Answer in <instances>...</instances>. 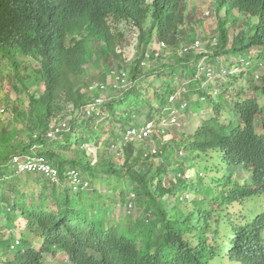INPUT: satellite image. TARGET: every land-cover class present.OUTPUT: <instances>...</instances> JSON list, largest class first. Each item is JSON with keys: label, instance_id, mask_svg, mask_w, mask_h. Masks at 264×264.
Returning a JSON list of instances; mask_svg holds the SVG:
<instances>
[{"label": "trees", "instance_id": "1", "mask_svg": "<svg viewBox=\"0 0 264 264\" xmlns=\"http://www.w3.org/2000/svg\"><path fill=\"white\" fill-rule=\"evenodd\" d=\"M211 1L217 5L218 12L226 10L225 20L219 21V35L212 40L218 41V51L197 54L193 49L180 56L178 51L181 45L189 47L200 41L183 28L186 0H152L150 5L146 0H0V7L4 4L11 6L10 12L0 17V49L14 59L19 55L37 60L38 75L42 77L45 87L38 97L37 91L34 94L29 92L28 83L33 79L39 80L36 75L31 77L34 70L29 68L26 72L28 82L25 84L24 76L19 73L22 62L15 63L18 82L12 79L13 88L16 92L23 90L29 97L28 110L20 111L17 108V121L29 122L30 147L39 146L38 154L45 155L48 162L58 168L60 177L58 185L36 177L37 183L43 186L42 193L37 196L31 194L30 200L27 194H21V200L13 199L10 193H14L16 184L3 186L2 182L8 172L15 180L21 177L12 171L11 165L13 157L19 154L20 145L10 144L8 147V142L12 140L10 134L0 136V143L3 144L0 147V160H3L0 162V173L5 171L0 180V214L8 216L7 207H10L24 218L30 230L24 248L15 254L6 252L0 264H42L43 254L54 253L56 249L68 251V254L75 251L79 254L75 260H85L89 264H214L215 260H222V256L227 257L224 264H264V214L254 221L244 216L243 222L237 223L234 219L223 222V209L229 203L249 196L238 180L241 173L247 172L246 169L251 170L247 182L258 181L264 176V101L260 99L264 97V75L260 85L255 88L259 96L236 100L230 112L227 108L231 102L234 104L232 98L235 96L232 93L229 100L224 98L235 80L248 78L246 73L229 74L226 78L218 79L221 86L212 85L208 73L199 74L203 58H207L213 67L220 64L219 58L225 54L235 56L231 70L238 67L241 71L242 65L238 62L244 58L241 54L249 48H257V62L264 63V0ZM235 10L238 18L235 17ZM240 17L251 30L249 43L245 44L243 37L235 38L231 50L225 51L230 43L227 26L231 20L233 26L236 25ZM149 18L151 26L146 29ZM255 18L257 23L253 20ZM111 21L118 24L126 21L138 29L140 57L132 68V80L147 83V88L139 84L127 90L123 97H112L110 101L98 104L97 111L87 113L85 108L94 99L82 93L84 87L80 85V77L85 72L84 66L91 63L89 47L92 41L102 44L99 45L101 55L116 53L120 35L113 33ZM155 36L159 42L168 45L173 53L170 56L172 62L146 70L150 62L146 61V55L153 61L158 54L156 46H153ZM162 55L157 60H161ZM24 66L25 69L28 67L27 62ZM252 67H256V72L259 69V66ZM125 70L117 71L125 73ZM251 70H248V74H254ZM220 73L219 69L215 75ZM231 79L232 84L228 85ZM63 96L67 101L63 106L73 105L79 113L73 127L81 126V120L86 129V137L76 138L75 142L71 135L65 133L61 140L47 137L52 119L59 115L61 106L58 103ZM100 97L103 98V95L100 94ZM237 97L241 98L239 95ZM172 98H175L174 102H171ZM182 98L188 103V108L184 110L186 116L191 118L190 110L198 109L197 102L201 100L200 106L206 105L213 115L194 125L191 122L188 125L190 134L180 138L184 139V143L176 142V149L182 146L188 153L205 155L212 151L224 161L220 166L225 167L224 177L214 183V195L197 200L199 203H195L196 200L191 202L192 208H189L187 215L179 208L182 195L189 191L198 192V189L194 188L193 183L186 184L179 179L184 168L173 169L179 182L171 178L170 187L167 188L164 180L170 174V168L164 162L151 167L150 164H155L149 161L151 155H146V143L151 139L135 143L125 139L127 131L141 130L150 123L157 130L161 122L181 106ZM108 118L112 121L110 134L113 140L105 143V132L96 125ZM99 127H103L102 123ZM36 133L39 134L34 136ZM63 140L65 142L62 144ZM119 141L124 143L126 152L122 168L110 159L103 161L102 168L94 166L83 147L84 144L94 147L102 144L114 148ZM51 143H57L63 150H72L77 145L83 155L73 160L64 159L55 149L45 151ZM165 151V157H174L172 149ZM220 166L216 165L215 170ZM72 171L82 178L77 192L68 180ZM99 173L102 176L94 180ZM236 175L238 178L234 179ZM114 177L129 187L121 193L123 199L131 197L127 199V205L139 204L151 217L146 224L144 219L136 225L130 221L127 227L123 220L104 218L102 214L113 211V206L107 205V201L102 205L91 203L94 208L102 207L98 215L88 217L87 200H102L104 197L96 189L90 188L91 183L101 180L111 185ZM60 185L66 187L59 194ZM117 189L118 186H114V190ZM168 196L177 198L173 208L166 203ZM204 203H207L208 209L202 207ZM224 225L232 230L229 237L221 233ZM36 237L43 240L42 247L32 244Z\"/></svg>", "mask_w": 264, "mask_h": 264}, {"label": "rangeland", "instance_id": "2", "mask_svg": "<svg viewBox=\"0 0 264 264\" xmlns=\"http://www.w3.org/2000/svg\"><path fill=\"white\" fill-rule=\"evenodd\" d=\"M212 9V15L209 18H205L203 15V11L207 9ZM226 16V11L222 10L221 12H218L216 10V5L211 1V0H186L185 3V25L183 26L184 30L188 32V34L195 35L196 40H200L201 47L198 48L197 54H206V53H213L215 51H218L219 47H217L216 42L218 43L217 40H212L214 38H217L219 35V21L225 20ZM239 16L238 12L236 11L235 17L238 18ZM255 20V23H257V19ZM233 20H231V23L228 24V29H229V39L230 43L228 46L225 48V51L231 50L233 41L235 38H241L243 37L245 39V44L249 43V39L252 33L251 30L246 26L247 22L243 21V18H239V21L236 23V25L233 26L232 24ZM151 26V18H149L147 24H146V29H148ZM114 32L118 35L119 41L118 45L116 47V53L109 54V53H104L101 55V49L100 46L96 43H92L89 47L90 50V64H86L84 66L85 72L84 74L81 75L80 77V85L84 87L82 90V93H86L87 95L91 97V99H94V96L88 92L89 86L93 84H98V83H103L107 86L106 92H104L103 98L106 102L110 101L112 97H123L124 93L127 90H130V88L140 86L142 88H147V83H136L132 80L133 76V66L135 65L136 61L140 57V50L138 48V37H139V31L134 28L130 23H123L121 26H115ZM242 32V33H241ZM157 38V36H155ZM158 42V40H155ZM183 43L190 44L187 41H184ZM192 43V42H191ZM155 46V44L153 45ZM216 47V49H215ZM156 48L157 52L159 53L158 55H155V58H159L160 55L163 53V49H160L158 43H156ZM162 48V47H161ZM257 48H249L247 52H244L241 54L242 57H244V60L246 61L249 59L251 62H255L254 56L256 55ZM172 52L170 49H168L162 56H164L161 60H151L149 62V66L146 67L148 68H157L158 66H161L165 63L172 62L170 59V56H172ZM179 54V52H178ZM180 55V54H179ZM181 56V55H180ZM240 56V55H239ZM235 56H230V55H223L222 57L219 58V65L213 66L211 69L215 72H217L218 69L222 68L221 62L224 64L225 60H231L232 62L234 61ZM28 64V67L24 70H22V75L26 74V72L29 70V68H33L34 72L31 74V77H37V80L33 79L28 83V88L29 92L34 94L37 91V97L38 95H41V93L44 92L45 87H44V82L41 76L38 75V68L39 64L37 60L33 59H26L25 60ZM239 65H245V63H240L238 62ZM0 136H7L9 135L10 142H8V147L9 145H14V146H19L18 151L20 152H25L24 150H30V145H32V138H31V133L29 131V122L25 121L24 123L18 122V113H17V108L20 111L28 110V94L24 93L22 91L16 92L13 91L12 87V81L11 84L9 83V80L15 78V68L13 66V63L6 59L3 58L2 55L0 54ZM125 68V73L128 76V80L125 85H121L118 82V71L120 69ZM210 68V63H208L207 58H203L201 61V67L199 73L202 74L204 72H209L208 69ZM251 71L253 73L256 72V67L253 68ZM118 70V71H117ZM145 72V71H144ZM260 76L264 74V69H260V71L257 73ZM248 78L242 77L241 79H237L234 81L233 86H229V94H227V97L224 98L226 100H229L230 96L233 93L235 100L234 104L231 102V104L228 105V111L232 112L233 111V106L236 103V100L243 99L245 97L251 98L254 96H259V93L256 92L255 88L260 85L261 80L256 79L255 74H248L246 75ZM225 78V76H220L215 79L214 77H211L212 80V85H222L221 81H218V79ZM28 82V81H27ZM140 84V85H139ZM224 84V83H223ZM228 85L232 84V79L227 82ZM12 85V87H11ZM219 92V91H218ZM240 93V94H239ZM92 96H91V95ZM241 96V98L237 96ZM261 101H264V97H260ZM58 104L60 107L59 110V115H58V122L57 126L61 127L65 134H69L72 136V141L75 142L76 138H85L86 137V132H85V127L82 126L83 121L80 120L79 125H76V127H73L74 121L77 119L79 113L77 111L71 112L72 105L67 109V106H63L66 104V98L65 96L62 97ZM189 102V101H188ZM203 101L201 100L200 103ZM199 104L198 109H191L190 110V117L186 115H180L182 117V121L184 123V126L181 128L178 127H166L167 128V134L162 135V136H154L153 139L150 141H147V148L148 152L146 155L150 154L151 159L149 160L151 163H154L155 165L152 166H158L162 164L163 162L169 167L170 174L167 176V179L164 180L165 186L167 188L170 187V179L174 178V181L177 183L179 182L178 179H175V173H173V169H177L179 167L184 168V173L182 178V181L186 184H194V188L196 187L198 189V192L192 193L191 191L184 193L182 195L183 199L180 201V210L184 212L186 215L189 212V208H192L191 202L195 201V203H199L198 201H201V198H205L208 196L214 195L215 187L214 183L218 182L221 180L223 173L221 172L225 168L223 166H220L221 163H217L216 159H212L208 157L209 155L212 156L213 153H209L208 156L197 154V153H188L187 151L184 150L183 147H179L176 149V142L181 141L180 138L184 134H190L191 130L189 129L188 125L192 122V125L196 124L198 121L202 119H208L211 117L212 110L209 111V108L204 110V107L206 105ZM192 103H190L191 105ZM5 109L6 112L2 113L1 110ZM124 111V109H123ZM122 111V112H123ZM227 112V110H226ZM228 113V112H227ZM70 122V127H71V133H68L69 131L67 130L68 123ZM103 125V127H99V124ZM111 124L112 121L110 118L108 119H102L99 121L98 125L96 127L102 128L103 131L105 132V136H103L105 139V143L113 140V136L110 134V129H111ZM120 126L121 124H117ZM51 128V127H50ZM39 133H36L34 136L38 135ZM64 135L58 136L57 139L61 140ZM56 138V136H55ZM67 138V137H66ZM65 138V139H66ZM51 139V138H50ZM56 139V140H57ZM102 139V138H101ZM65 141L63 140L61 143L63 144ZM3 144L0 143V147ZM124 144L119 141L118 146L111 148L109 145H102L100 144L99 147L95 145V153L92 155L88 156L87 158L90 160V162L99 168H102L104 166L103 161L106 159H110L112 162L116 163L117 166L122 168V166L125 164L126 160V152L124 150ZM84 147V146H83ZM172 149L174 153V157L172 158L171 156L165 157L163 153H165L166 149ZM55 149L59 151L64 159L67 160H73L77 159L80 156H82V152L79 150L78 146H73L72 150H63L62 148L59 147L57 143H51L49 144L45 151L47 150H52ZM7 150V149H6ZM38 152V149H37ZM168 154V153H167ZM216 156V154H214ZM3 160L1 159L0 162ZM148 162V163H150ZM190 162L192 164L190 165ZM220 166L219 169L215 170V167ZM214 166V167H213ZM124 167V166H123ZM209 167H213V171L209 169ZM5 171L0 173V180L3 178ZM11 174L8 172L7 175H5V180L4 181H9L7 182H2V185L5 186L7 184H16V188L14 193H10V196L13 198H18L21 199V194H27V199L30 200L31 194H37L42 193L43 191V186L41 183H37L38 180L36 179L35 176H30V175H24L21 176L20 178L15 180V177H11ZM102 176V173H99V176L97 178L94 177L93 179H99ZM46 182H49L46 178H43ZM42 181V180H41ZM113 182L111 185H108L101 180L91 183L92 190L96 189L99 193L104 195V197L95 199L94 201L89 198L87 200V205L86 209L88 212V216L90 217L92 214H99L100 213V208L102 206L104 201H107V205H112L113 206V211L111 214L109 212H105L103 215L104 218H110L111 220H123V222L126 224L127 227L129 222L132 221L133 224L136 225V223H140V220L145 221V224L151 217L148 216V214L144 211V209L138 204L134 205V208L131 209V206L129 204L127 205V199H131V197L126 199H123V196L121 195L122 191H126L129 189V187L124 186L122 181H119L117 178H113ZM114 186H118L117 190H114ZM66 186H58L59 194L60 192H64V188ZM47 190H51L46 187ZM52 191V190H51ZM2 192V190H0ZM92 192V191H90ZM59 197V195H58ZM264 198V197H263ZM262 198H248L244 199L242 201H236L229 203L224 209V219L223 222H229L231 219H234L237 223L243 222L245 220L244 216L248 218L249 220L253 221V216L254 212L256 213L257 211L263 209V205L260 203ZM164 200V199H163ZM198 200V201H197ZM99 201H103L102 203H99ZM177 201L176 197H171L168 196L166 203L169 205V208H173L175 206V202ZM91 203H96L100 204L99 207H92ZM204 209L207 208V203H204L202 206ZM245 224V223H244ZM243 224V225H244ZM232 230L227 226L224 225L222 227V232L225 236L229 237L232 233ZM15 235H8L5 230H2L0 232V239L5 238L9 240H14L13 238ZM41 245V244H39ZM23 248V247H21ZM20 248V249H21ZM227 257L222 256L221 259H217L214 261V264H224L223 261H226Z\"/></svg>", "mask_w": 264, "mask_h": 264}, {"label": "clouds", "instance_id": "3", "mask_svg": "<svg viewBox=\"0 0 264 264\" xmlns=\"http://www.w3.org/2000/svg\"><path fill=\"white\" fill-rule=\"evenodd\" d=\"M146 2H147V4H151L152 3V0H146ZM213 2V1H212ZM5 3H8V2H5ZM214 3V2H213ZM215 4V3H214ZM216 5V4H215ZM79 6H82V7H84V5L83 4H79ZM10 9H11V6H10V4H4V6H2V7H0V17H2V16H6L9 12H10ZM216 10H217V5H216ZM226 11V10H225ZM236 11L237 10H235V12L234 13H236ZM203 15H204V17L205 18H209V17H211V15H212V9H207V10H204L203 11ZM123 23H127L126 21H122L121 23H114L113 21H111V26H112V31H113V33H115L114 32V28H115V26H121ZM135 29H137L136 27H134ZM138 30V29H137ZM139 39H140V34H139V37H138V45H139ZM154 39L156 40L157 38H155L154 37ZM154 40V44H155V46H156V43H158V45H159V47H160V49H163L162 51H164L165 49H167L168 50V45L166 44V42H156ZM158 40V39H157ZM92 41V40H91ZM94 41H92V43H93ZM95 43V42H94ZM162 43H164L165 44V47H163L162 46ZM96 44H98V45H102V44H99V43H96ZM202 44V43H201ZM215 45H218V43L216 42V44ZM182 46H184V45H181V47H180V49H179V54L182 56V55H184L185 54V52H183L182 51ZM162 47V48H161ZM101 49V48H100ZM196 52H197V50H195ZM0 54L2 55V57L3 58H6V59H8V60H10L12 63H13V66H14V68H15V75H16V66H15V63H18V64H20L21 62H22V64H21V67H20V69H19V73L22 75V70H24L25 69V66H24V64H25V60L26 59H28V58H25V57H23V56H19V55H17L16 57H15V59L14 58H12V57H10V56H8L4 51H3V49H0ZM159 54V53H158ZM158 54H156V55H158ZM257 54V53H256ZM160 57H161V55H160ZM29 59H32V58H29ZM146 61H150V57H149V55H146ZM156 60L157 59H159V58H155ZM254 60H255V62L253 63V62H251V61H249V59H247L246 61L244 60V58H242L241 59V61H240V63H245V65H243V66H241V68H242V70L240 71V69L238 68V67H235L233 70H231V66H232V63L235 61H231V60H225V62H224V64L221 62V64H222V68L220 69L221 70V73L220 74H217V75H215V73H214V71L211 69L212 68V66H210V68H208V69H211V70H209V72H204V73H202V74H200V75H203V74H205V73H208V75L210 76V78L211 77H214L215 76V79H217L218 77H219V75L220 76H225V78L230 74V75H233V74H237V75H239V74H242V73H248V70L252 67V66H259V69H258V71L256 72V73H254L255 75H256V79L257 80H261V77L264 75V74H262L261 76L259 75V74H257L259 71H260V69L262 68V69H264V63H259L258 64V62H257V55H255L254 56ZM146 63V62H145ZM145 63H144V65H145ZM200 67H201V64H200ZM0 68H1V65H0ZM219 70V69H218ZM218 70H217V72H218ZM199 71H200V69H199ZM1 75V74H0ZM117 75H118V82H119V84H121V85H125L126 84V82H127V80H128V76H127V74L126 73H120V72H118L117 73ZM24 76V82H25V84H27V74H24L23 75ZM123 78H124V80H123ZM15 80L17 81V78H16V76H15ZM12 81V79L11 80H9V83ZM18 82V81H17ZM211 82H212V80H211ZM0 83H1V81H0ZM11 84V83H10ZM11 87H12V85H11ZM12 89H13V91H15L14 90V88L12 87ZM106 90H107V86L105 85V84H103V83H98V84H93V85H91V86H89V88H88V92L89 93H91L93 96H94V100H93V102L88 106V107H86L85 108V110L87 111V113L89 112V111H91V112H95V111H97L98 110V104L100 105V104H102V103H105V100H104V98H101L100 97V94H103L104 92H106ZM87 93V92H86ZM90 94V95H91ZM91 95V96H92ZM175 98H172V99H170L171 100V102H174L175 100H174ZM185 98H182L181 100H182V102H181V106L180 107H178L177 109L175 108L174 110H173V112L171 113V115L169 116V118L168 119H165V120H163L162 122H161V124L159 125V128L156 130V126L153 124V123H150L149 125H147L145 128H142L141 130H143V129H146V128H148V127H150V129H151V132L149 133V135L147 136V137H144L143 139H139V138H134L133 140H130V139H128V135H129V133L132 131V130H130V131H127L126 133H125V139H126V141H131V142H139V141H142V140H144V139H153L154 138V136H162V135H166L167 134V128L166 127H178V128H181V127H183L184 126V123H183V121H182V117L180 116V115H185V113H184V110L186 109V108H188V103H187V101L186 102H184L185 100H184ZM28 100H29V97H28ZM71 105L70 104H67V109L70 107ZM73 106V105H72ZM72 111L71 112H75L76 110L74 109V107H72ZM207 108L206 107H204V110H206ZM210 111V110H209ZM1 112L2 113H5L6 112V110L5 109H2L1 110ZM91 112H89V113H91ZM210 118V117H209ZM208 118V119H209ZM56 120V124H57V122H58V117L57 118H54V119H52V122H51V125L53 124V122ZM201 120L202 121H204V120H207V119H202V117H201ZM200 120V121H201ZM51 125H50V127H51ZM67 126V130L69 131L68 133H71V127H70V122L68 123V125H66ZM133 130H137V129H133ZM141 130H137V131H141ZM49 133L51 132V128H50V130L48 131ZM49 133L47 134V137L49 138ZM64 133H66V132H62L60 135H58V136H61V135H63ZM58 136L56 137V138H51V140L53 139V140H56L57 138H58ZM182 142L181 143H184V139L183 140H181ZM124 144V143H123ZM86 144H84L83 146H85ZM89 145H91V147H93V148H95L92 144H89ZM33 146H31L30 148H32ZM182 147V146H181ZM40 149V147L38 146V150ZM85 149V148H84ZM87 152V151H86ZM25 153H30V154H32L33 152L31 151V149L30 150H28V151H25V152H20L19 154H17V155H15L14 157H13V159L16 157V156H20V155H23V154H25ZM38 153V152H37ZM209 153L210 152H208V154H203V155H205V156H208L209 155ZM211 153H213L212 151H211ZM197 154H201V153H197ZM38 155H40V154H38ZM42 156H44L45 157V155H43V154H41ZM87 155L88 156H90L88 153H87ZM92 155V154H91ZM202 155V154H201ZM208 157H210V158H214V159H216V161H217V163H218V161H219V163H224V161L221 159V158H219V157H216L215 155H214V153H213V155L212 156H208ZM46 158V157H45ZM13 159L11 160V165H12V161H13ZM47 160V159H46ZM48 162V161H47ZM49 163V162H48ZM50 164V163H49ZM51 165V164H50ZM217 165V164H216ZM53 166V165H52ZM54 168H56L57 170H58V168L57 167H55V166H53ZM214 167V166H213ZM213 167H209V168H212V171H213ZM224 167V166H223ZM13 168V167H12ZM216 168V167H215ZM225 168V167H224ZM14 169V168H13ZM15 174H16V172H15V169L14 170H12ZM223 171H225V169L224 170H222L221 172L223 173V175H224V172ZM246 171L247 172H242L241 173V179H239L238 177H237V175L234 177V179L235 178H238V180H239V182H240V184L242 185V186H245V189H246V193L247 194H249V196L248 197H246V198H244V199H248V198H262L261 199V201H260V203L263 205V209H261V210H259V211H257L256 213L254 212V214H252V215H254L253 216V221L258 217V216H260V215H263L264 214V176L263 177H261L258 181H248L247 182V179L249 178V173L251 174V170L250 169H246ZM72 172H76V171H72ZM77 173V172H76ZM78 174V176H79V178H80V183L79 184H75L74 182H73V179H71V178H69L68 180H69V184L73 187V190H75V192H77V191H79V186H81V184H82V178H81V176H80V174L79 173H77ZM18 175V174H17ZM24 175H28V174H21V175H19V176H24ZM30 176H35V177H43V178H45L44 176H41V175H36V174H31ZM183 176V175H182ZM224 176H222V178H223ZM221 178V179H222ZM47 179V178H46ZM48 180V179H47ZM49 181V180H48ZM50 182V181H49ZM60 183V182H59ZM58 183V184H59ZM58 184H56V185H58ZM85 186H89V185H85ZM133 197V196H132ZM13 199H17V200H21L22 199V197H21V199H18V198H13ZM244 199H241V200H235L234 202H236V201H242V200H244ZM233 202V203H234ZM17 203V202H16ZM134 203H132V205L131 204H129V206H131V209L132 208H134ZM51 209H53L54 210V208L53 207H51ZM7 211H8V216H5V215H3L2 213L0 214V232L2 231V230H5V232L8 234V235H15V237L13 238L14 240L12 241V240H9V239H5V238H1L0 239V261H1V259L3 258V256H4V254L6 253V252H8V253H11V254H15L16 252H18L19 250H22L23 248H24V242H26L27 243V237L29 236V234H30V230L27 228V226H26V224H25V220H24V218L22 217V216H20L19 215V213H16V212H14L10 207L8 208L7 207ZM88 213V212H87ZM92 216V215H91ZM90 216V217H91ZM89 217V216H88ZM39 238H41V237H36V238H34V240H36L34 243H32L33 245H35L36 247H42V245H43V240L42 239H39ZM38 239V240H37ZM39 244H41V245H39ZM21 247H23V248H21ZM21 248V249H20ZM68 251H65V250H60V249H56L55 251H54V253H51V254H43L44 256L42 257V264H89L87 261H85V260H83V261H78V260H75L77 257H78V253L77 252H75V251H72L71 252V254H68L67 253ZM225 254H226V252H224Z\"/></svg>", "mask_w": 264, "mask_h": 264}, {"label": "built area", "instance_id": "4", "mask_svg": "<svg viewBox=\"0 0 264 264\" xmlns=\"http://www.w3.org/2000/svg\"><path fill=\"white\" fill-rule=\"evenodd\" d=\"M162 46L165 47V44L162 43ZM201 47V42L197 41L195 44L185 47L182 46V51L187 52L189 50H198ZM91 112V111H89ZM88 112V113H89ZM63 132V129L56 124V120L51 125V132L49 133V138H55ZM151 132L150 127L143 129L141 131L132 130L129 135L128 139L133 140L134 138L143 139L147 137ZM87 153L89 155L95 153V149L91 147V145L86 144L84 146ZM37 145H34L31 148L32 154L25 153L20 156H16L12 161V167L15 169L16 174H36L44 176L45 178L49 179L51 184H58L60 182L59 172L56 168L50 165L46 158L42 155H38L37 153ZM69 178L73 179V182L77 185L80 183V178L76 172L69 173Z\"/></svg>", "mask_w": 264, "mask_h": 264}, {"label": "crops", "instance_id": "5", "mask_svg": "<svg viewBox=\"0 0 264 264\" xmlns=\"http://www.w3.org/2000/svg\"><path fill=\"white\" fill-rule=\"evenodd\" d=\"M48 161V160H47Z\"/></svg>", "mask_w": 264, "mask_h": 264}]
</instances>
